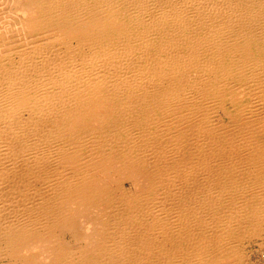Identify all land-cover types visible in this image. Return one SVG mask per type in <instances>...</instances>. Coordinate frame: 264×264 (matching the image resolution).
Returning a JSON list of instances; mask_svg holds the SVG:
<instances>
[{
    "label": "bare ground",
    "instance_id": "6f19581e",
    "mask_svg": "<svg viewBox=\"0 0 264 264\" xmlns=\"http://www.w3.org/2000/svg\"><path fill=\"white\" fill-rule=\"evenodd\" d=\"M255 239L264 0H0V264H248Z\"/></svg>",
    "mask_w": 264,
    "mask_h": 264
},
{
    "label": "rangeland",
    "instance_id": "374dc122",
    "mask_svg": "<svg viewBox=\"0 0 264 264\" xmlns=\"http://www.w3.org/2000/svg\"><path fill=\"white\" fill-rule=\"evenodd\" d=\"M254 241L247 244L244 249V252L250 258H248V264H264V243H262V240L255 239Z\"/></svg>",
    "mask_w": 264,
    "mask_h": 264
}]
</instances>
